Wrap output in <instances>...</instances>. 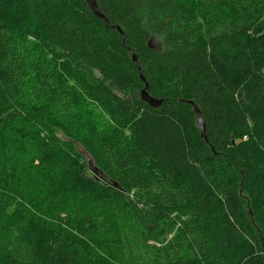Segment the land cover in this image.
Listing matches in <instances>:
<instances>
[{"label": "trees", "instance_id": "trees-1", "mask_svg": "<svg viewBox=\"0 0 264 264\" xmlns=\"http://www.w3.org/2000/svg\"><path fill=\"white\" fill-rule=\"evenodd\" d=\"M95 1L0 0V264H264V0Z\"/></svg>", "mask_w": 264, "mask_h": 264}, {"label": "rangeland", "instance_id": "rangeland-1", "mask_svg": "<svg viewBox=\"0 0 264 264\" xmlns=\"http://www.w3.org/2000/svg\"><path fill=\"white\" fill-rule=\"evenodd\" d=\"M155 45L156 42L154 41ZM76 104L83 111V113L94 123L98 125H104L109 121V116L107 112L101 108L97 103H94L86 98H84L80 93L74 91L73 93ZM58 133V132H57ZM34 147L42 148V142L40 140H34ZM79 152L88 159L87 153L80 147H78ZM46 151H41L39 155L33 162V166L39 165L38 167H31L30 172L36 175L38 182L42 186L49 185L52 180L54 161L50 156L46 155ZM38 161V162H37ZM92 175V173H90ZM40 189V188H39ZM41 191V190H40Z\"/></svg>", "mask_w": 264, "mask_h": 264}, {"label": "water", "instance_id": "water-1", "mask_svg": "<svg viewBox=\"0 0 264 264\" xmlns=\"http://www.w3.org/2000/svg\"><path fill=\"white\" fill-rule=\"evenodd\" d=\"M88 7L90 8L91 12L97 16L98 18L100 19H103L105 20V17L104 15L100 12L97 4H96V1L95 0H85ZM148 45L150 47H152V45L150 44V41L148 42ZM131 59L133 61L136 60V56L134 53H131ZM140 79L142 80V82L144 83V86L143 88L140 90V98L145 101L148 105L152 106V107H157L161 104V100L159 99H156V98H153L151 97L148 92H147V83L144 79V77L142 75H140ZM182 102H185L189 105H191L193 107V110L195 112V118H196V121L198 123V126H199V129H200V135L205 139V135H204V123H203V120L200 116V112H199V109L197 108L196 104L192 101V100H183ZM88 167L89 169H91V171L94 173V174H97L98 171L96 169V167L93 165V162L92 160L88 159ZM112 186H114L115 188H119V185L116 184V183H111Z\"/></svg>", "mask_w": 264, "mask_h": 264}]
</instances>
